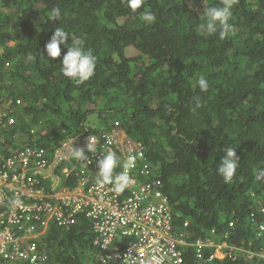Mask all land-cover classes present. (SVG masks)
Returning <instances> with one entry per match:
<instances>
[{"label": "trees", "instance_id": "16d2710c", "mask_svg": "<svg viewBox=\"0 0 264 264\" xmlns=\"http://www.w3.org/2000/svg\"><path fill=\"white\" fill-rule=\"evenodd\" d=\"M222 4L145 0L133 10L128 0H0V97L21 101L8 110L17 123L2 131L4 145L51 153L91 124L111 128L120 120L146 150L143 166L151 179L166 183L179 230L193 239L234 234L233 243H249L264 220L252 218L264 206V182L255 180L264 169V0H235L233 32L225 39L202 35L204 8ZM54 7L61 9L59 21H49ZM145 10L155 13L154 24L140 19ZM61 26L70 38L61 56L50 60L44 46ZM77 38L97 57L95 74L81 85L60 71ZM130 47L132 56L126 54ZM201 75L207 92L197 87ZM196 97L202 106L193 113ZM229 146L240 164L225 183L217 168ZM65 166L81 168L75 160ZM54 172L59 189L74 186V171L68 178ZM92 237L85 222L51 227L43 239L49 264H95ZM261 246L262 238L256 241ZM237 260L215 264H261Z\"/></svg>", "mask_w": 264, "mask_h": 264}, {"label": "clouds", "instance_id": "9594fccd", "mask_svg": "<svg viewBox=\"0 0 264 264\" xmlns=\"http://www.w3.org/2000/svg\"><path fill=\"white\" fill-rule=\"evenodd\" d=\"M234 2L235 0H223L222 6L204 8L203 22L198 25L200 33L208 36L219 33V38L222 40L230 35L233 32V25L230 23V20L233 15L232 8ZM128 3L131 9L136 10L141 8V6L145 3V0H128ZM48 15L49 21H59L61 19V9L59 7H54ZM140 19L145 24L151 25L156 22V15L152 11L145 10L140 14ZM69 38V33L66 32L62 26L55 28L50 40L44 46L47 58L55 60L60 57L61 46L65 45ZM32 58L33 57L29 54L28 59L31 60ZM96 63L97 57L93 55L90 50H85L84 41L82 39H71V44L67 46V51L63 55L60 63L62 65L60 71L64 77L74 81L77 85H81L86 81H89L95 74ZM6 67H9L8 62L5 63V68ZM196 83L201 92L208 91L209 83L205 76H199ZM14 101H16L17 104H19L18 102L21 103L20 100H15L14 98L0 97V104H5L9 111L11 107H13L12 103ZM201 106L199 97H196L191 111L195 113ZM117 121L118 122L116 123H118V125L115 123V125L111 128L102 126L97 127L96 125L91 124L90 126H87L86 131L82 134L70 137L55 147V149H57L67 141L79 142V144H77V148L73 147V159L67 163L61 164L57 169H60L61 172H63L68 178L70 173L67 175L63 169H70L65 165H73V161L75 160L81 165V168H76L75 166L73 167V171L75 173V175H73V177H75V184L72 187L66 186L59 189L58 186L53 191L52 183L49 181L48 184H51L50 191L52 194L58 193L63 189H74L78 184L79 176L82 172H86V174L92 176L89 186L95 183H98L100 186H112L111 190L114 191V201L117 205L118 211L122 210L129 202L134 203L133 197H125L126 194L134 195V192H127L125 190L134 182L129 175V169L134 165L136 157L134 155L123 157L115 144L107 145L105 143V137H103V135H113L114 139L116 141L118 140L119 143H129L136 148H140L144 154V158L136 159L135 166L139 168H142L143 162L148 159L149 156L147 155L146 150H144L143 145L133 140L121 126L120 120ZM115 129H117V134L114 132ZM4 142L7 143V140L5 139ZM236 150L237 149L230 146L226 147L224 149L225 154L219 161L217 173L220 177H222L225 183H230L233 180V177L236 175L239 167L240 158L237 156ZM123 161L126 162L124 163ZM57 177L59 176L57 175ZM255 180L264 182V169L257 170ZM60 182L59 177V185ZM158 191L162 193V196H157L155 194V192ZM151 192H153V197L142 199L140 204L137 205V208L139 211H146L145 216L146 218L152 219L155 224L154 229H159L165 226L166 214L169 210L171 214L173 232L182 234L192 245L199 241L200 239H193L191 234L186 231L179 230L173 224L174 209L170 204V197L167 192L166 183H157L152 186ZM142 194L144 196L150 195L147 191L142 192ZM11 203L14 207L21 206V201L19 199H14ZM161 204L165 205L166 210L164 212L158 211V216L153 217L151 210L153 207H159ZM115 213L117 214V211ZM257 215L264 217V206L257 210V212L252 213V218H255ZM98 221L106 222L112 228L114 223H118V218L117 215H115L113 220L98 219ZM84 222L89 225L90 233L93 236L91 259L95 262V264H123V255L126 251V247L130 243L139 240L135 234L128 233L131 226L122 229L124 237H122V234L115 232L113 228L112 231L108 233H104L100 230L98 231L96 229L95 221L90 220L87 216V211H85L83 214L78 215L76 224L61 226L54 221H50L46 231L35 240L39 250L47 255V260L44 264H49L50 257L49 252L43 243V239L47 236L51 227L71 228L72 226ZM146 224L149 227L150 220L147 219ZM230 225H234V222ZM232 236H234V234H227L223 236L221 240L220 236H206L204 241L210 239L212 243L209 247H205L202 250L204 264H215L217 261H223L225 259H230L232 262H240L237 260L239 259L245 263L255 260L258 263L264 264V259L261 257V254L264 252V246L259 248L256 247V241L261 238L264 239V220L263 222L257 224L256 232L253 234V238L251 237L249 239V243L245 241L242 242V245L233 243ZM185 254L187 255V262L189 264H195L196 248L194 246H190L187 248ZM250 254H254V256L250 258ZM113 260L117 261L114 262Z\"/></svg>", "mask_w": 264, "mask_h": 264}, {"label": "built area", "instance_id": "2783aa9c", "mask_svg": "<svg viewBox=\"0 0 264 264\" xmlns=\"http://www.w3.org/2000/svg\"><path fill=\"white\" fill-rule=\"evenodd\" d=\"M16 123V118L8 115V107L0 104V264H44L47 255L39 250L35 240L46 231L50 221L61 226L76 224L78 215L85 211L88 218L95 221L96 229L104 233L111 232L112 228L115 230L117 224L111 228L98 219L113 220L117 215L122 229L131 226L128 233L135 234L139 240L126 247L123 264H189L185 253L190 246L196 248L195 264H204L201 247L205 242L185 243L182 234L173 232L169 210L165 226L159 229L149 230L144 219L121 224L127 213L139 211L137 205L142 199L138 204L129 202L118 211L112 186H100L98 183L89 186L92 176L86 172L79 176L74 189L52 194L48 182L54 170L73 159V147L77 148L79 142L67 141L51 153L32 146L15 151L4 145L2 131ZM114 132L117 134V129ZM103 137L107 145L115 144L123 157L134 155L136 159L144 158L140 148L119 143L113 135ZM7 147L10 152L5 151ZM136 159L132 167L136 165ZM63 170L69 174V170ZM52 187L53 191L57 188L55 185ZM147 193L153 192L147 190ZM155 194L162 196L160 191ZM14 199H19L21 206L14 207L11 203ZM165 210V205L161 204L153 207L151 214L155 217L158 211ZM152 253H155L153 257ZM261 255L264 259V252ZM253 256L250 254V258Z\"/></svg>", "mask_w": 264, "mask_h": 264}, {"label": "bare ground", "instance_id": "6f19581e", "mask_svg": "<svg viewBox=\"0 0 264 264\" xmlns=\"http://www.w3.org/2000/svg\"><path fill=\"white\" fill-rule=\"evenodd\" d=\"M145 162V161H144ZM143 162V163H144ZM140 171L137 175L135 174L136 171ZM136 170V166L131 167L129 169V175L131 176L132 180L134 181L125 191L129 192L132 191L134 192V195L132 194H126L125 197H133L134 199V203H139L140 199H144L147 197H153V194H150L148 196H144L142 194V192L147 191V190H152V186L156 185L157 183H161L162 181H156V180H152L150 177V170L148 168V166L145 164V166H142V168ZM69 173L72 174L73 170H69ZM52 185L54 186H59V182H58V178L56 175V172L53 173V175L50 178ZM146 211H138V212H130L127 213L125 215L126 219H122L121 220V224H128L129 221H134V220H141L144 219L147 221L150 220V225H149V230H153L155 228V224L152 221V219L146 218ZM127 221L126 223H124V221ZM117 233L122 234V228L120 227V225L117 223V227L114 230ZM214 232L212 231V234ZM123 235V234H122ZM124 237V235L122 236ZM205 239H200V241H204ZM185 242V241H184ZM205 244L201 247V249H204L205 247H209L210 244L212 243V241L210 239H207L206 241H204ZM188 243V242H185ZM152 257L155 255V253L151 254Z\"/></svg>", "mask_w": 264, "mask_h": 264}, {"label": "rangeland", "instance_id": "374dc122", "mask_svg": "<svg viewBox=\"0 0 264 264\" xmlns=\"http://www.w3.org/2000/svg\"><path fill=\"white\" fill-rule=\"evenodd\" d=\"M134 53H135V50L132 48V47H130V48H128L127 50H126V54L128 55V56H132V55H134ZM114 117L116 118V117H119L120 118V115L119 114H114ZM96 126L97 127H101V125L99 124V122H96Z\"/></svg>", "mask_w": 264, "mask_h": 264}]
</instances>
